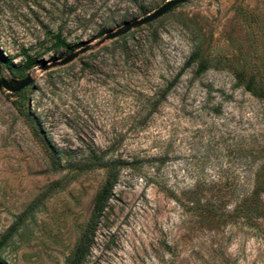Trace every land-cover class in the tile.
<instances>
[{"label":"rangeland","instance_id":"1","mask_svg":"<svg viewBox=\"0 0 264 264\" xmlns=\"http://www.w3.org/2000/svg\"><path fill=\"white\" fill-rule=\"evenodd\" d=\"M167 1L0 0V79L31 78L0 89V264L69 263L106 174L82 170L93 149L132 164L83 264H264V219L237 211L264 206V0H190L100 42ZM55 34L86 50L53 65Z\"/></svg>","mask_w":264,"mask_h":264},{"label":"trees","instance_id":"2","mask_svg":"<svg viewBox=\"0 0 264 264\" xmlns=\"http://www.w3.org/2000/svg\"><path fill=\"white\" fill-rule=\"evenodd\" d=\"M102 34H104V31L99 32V35ZM52 40L54 41V47L65 49L68 52L73 50L68 44H66L65 40L61 38L60 34L53 35ZM122 48L123 51L127 50L126 43L123 44ZM26 63L27 66H31L36 63V60L27 58ZM193 63L196 65L194 71L196 76H199L206 71V62L199 58L198 50H195L191 54L185 63V67L190 66ZM240 81L241 79L238 78L237 83H240ZM244 88L255 97H263L262 94L255 91L252 80L245 83ZM106 155V151H99L97 149L91 150L86 158L87 162L82 168V170H91L95 167H101L106 170V174L101 188L95 195L91 214L85 231L77 242L68 264L84 263L93 241L94 230L105 211L108 200L110 199L113 189L118 181L120 171L124 167H131L132 162L121 160L119 158H107ZM53 161L55 162L56 158H53ZM77 165H80V162ZM203 211L212 218L223 216L221 214H217L213 208L208 205L203 207ZM237 211L239 212V216L245 220L264 219V206L261 200L257 198L254 191L243 196L240 204L238 205Z\"/></svg>","mask_w":264,"mask_h":264},{"label":"water","instance_id":"3","mask_svg":"<svg viewBox=\"0 0 264 264\" xmlns=\"http://www.w3.org/2000/svg\"><path fill=\"white\" fill-rule=\"evenodd\" d=\"M188 1H190V0H169V1L165 2L162 6L157 8L156 10L145 15L144 17H142L140 19L132 20L130 22H127V23L123 24L122 26L118 27L117 29H115L114 31L106 33L100 42H102L104 40L116 39L119 36H122L123 34L128 32L130 29L144 25L146 23H149V22L161 17L162 15L169 12L173 8L179 6L183 3H186ZM85 50H86V48H82V49H79L75 52H71V53L67 54L66 56H64L63 58H61L60 60L53 62V65H63L65 63H68L72 59H74L78 54L84 52ZM30 83H31V78L29 76H26L21 80L0 79V89H3L9 93H17V92H20L22 89H24Z\"/></svg>","mask_w":264,"mask_h":264}]
</instances>
